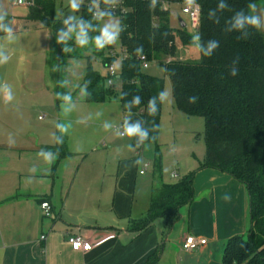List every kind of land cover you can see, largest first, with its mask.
I'll list each match as a JSON object with an SVG mask.
<instances>
[{
	"label": "crops",
	"instance_id": "1",
	"mask_svg": "<svg viewBox=\"0 0 264 264\" xmlns=\"http://www.w3.org/2000/svg\"><path fill=\"white\" fill-rule=\"evenodd\" d=\"M0 17L6 21L0 28V61L14 64L16 56L23 64L30 46L22 37L48 29L14 0H0ZM33 58L27 62L32 71L12 74L9 82L18 85L5 89L0 99V264H146L158 251V264H224L228 241L249 230L246 187L226 173L199 170L205 155L186 161L180 174L157 170L156 149L142 144L140 135L126 133L135 125L142 132L141 112L124 108L120 97L90 104L84 90V99L66 104L65 112L58 105L59 114L49 112L48 122H33L31 107L22 106L23 93L54 103L46 57ZM26 79L27 88L20 82ZM164 124L162 106L159 144L168 133ZM172 141L177 151L176 138ZM144 165L152 166L151 175L141 174ZM195 171L194 200L179 210L178 220L159 218L138 231L163 186ZM42 201L51 204L52 219L43 217ZM188 236L206 245L185 252ZM69 237H81L91 250H74Z\"/></svg>",
	"mask_w": 264,
	"mask_h": 264
},
{
	"label": "trees",
	"instance_id": "2",
	"mask_svg": "<svg viewBox=\"0 0 264 264\" xmlns=\"http://www.w3.org/2000/svg\"><path fill=\"white\" fill-rule=\"evenodd\" d=\"M263 1L195 0L194 4L201 9L199 61L178 58L177 40L187 47L193 44V36L185 29H173L169 11L164 9L172 4L185 6V0H155L154 4L153 0H85L80 18L69 23L56 18L55 0H33L34 6L30 8L32 19L50 31L61 55L71 35L83 32L91 41L98 34L102 18H120L118 39L126 56L119 75L120 101L124 108L141 112V141L156 146L159 166L161 95L165 82L146 74L141 58L164 67L179 112L204 119L206 152L199 170L213 169L230 175L246 187L249 197L247 236L228 241L224 264H264V32L247 23L239 28L234 26L238 14L252 16L249 5ZM221 4L225 7L221 8ZM210 42L217 46L205 55ZM137 48H141L139 53ZM99 52L105 68L114 64L115 58ZM106 81L88 64L81 85L85 102L104 103L115 97V87H108ZM137 96L140 102L134 104ZM189 97L195 98V102L190 103ZM150 100H154V114L149 111ZM195 175L196 171L177 184L164 185L161 196L152 201L146 217L139 221L138 231L159 218L178 220L179 210L194 200ZM159 261L158 251L146 264Z\"/></svg>",
	"mask_w": 264,
	"mask_h": 264
},
{
	"label": "rangeland",
	"instance_id": "3",
	"mask_svg": "<svg viewBox=\"0 0 264 264\" xmlns=\"http://www.w3.org/2000/svg\"><path fill=\"white\" fill-rule=\"evenodd\" d=\"M84 3L85 0H55L56 18L66 23L77 21L80 18ZM73 5H75V7H73ZM167 10L169 11L170 26L173 29H182V21L186 25L184 29L190 35H198V30L192 29L189 17L183 14V6L172 4L167 7ZM251 13L252 16H257L259 18L258 28L264 32V1L255 5V8L251 9ZM5 23L6 21H0V28H5ZM109 26H112V30L118 28L120 35L121 23L119 17L102 18L99 21L97 36L90 41L83 32L71 35L64 43L62 55L59 53V47L54 44L53 36L49 30H43L40 34L35 33L34 35L36 36H33L31 39L23 36V44L30 46V48L24 52L25 59L23 64H17L16 56H14V64L10 63V60L0 61V99L5 89H12L13 86L18 85L16 82L14 84L9 82L10 77L13 78L12 74L15 75L18 70H25L29 73V70L32 71L33 67L28 65L27 62H31L34 59L33 57L36 58L35 61L37 62L42 55H45L49 73L50 90L54 98V103H52L50 99L46 100V102L36 100L37 98L29 97L28 92L25 94L23 93L21 96L24 99V101H22V106L31 107L33 110L31 112L32 121L36 123L48 122L50 120L49 112L56 115L59 114V110L56 106H61L62 110L65 112L64 107L66 104L76 102V100H83L84 89L81 87V84L88 64H90L91 68L102 77H108V70L103 65L102 58L99 56V50L102 51L105 56L111 53L117 55L114 62L115 76L117 77L120 74L123 50L118 39L119 35L110 47L104 44L103 48H99L96 44L97 39L102 37L103 30ZM9 28L11 29V27ZM80 39H84L86 43L83 45L80 44ZM11 41L12 40H10V42ZM17 42L18 38H14L15 49H17ZM176 43L178 48L177 55L180 60H200L201 55L198 40L187 47L183 46L179 40H177ZM144 72L149 76L163 79L165 82L164 94L166 95L163 97V110L165 120L164 127L165 130L168 129V133L165 135V141L162 144H159L158 141L160 145L159 154L161 163L157 170H160V168L161 170L171 169L172 172L180 174V170H183V164H185L186 161H189L188 163H193L195 158L202 159L205 155L204 119L200 117H188L176 109L173 102L172 85L169 78L165 75V69L162 65L157 62H149V67L145 69ZM37 79L38 73H35V80ZM20 82L25 86L29 83L27 79L25 82ZM114 83L116 95L111 99L113 102L119 101L121 91L120 81L114 78ZM171 118L174 120V123L173 120L171 122ZM171 125L174 126L176 133L173 132ZM173 137L176 138L178 142L177 151L173 145ZM148 146L154 147L155 151L156 146L154 144H148ZM153 158L154 156L149 159L147 158V160L153 162ZM145 162L146 161H144L142 165ZM176 162L179 166L176 165ZM143 170L148 171V175H151L152 166L144 165Z\"/></svg>",
	"mask_w": 264,
	"mask_h": 264
},
{
	"label": "built area",
	"instance_id": "4",
	"mask_svg": "<svg viewBox=\"0 0 264 264\" xmlns=\"http://www.w3.org/2000/svg\"><path fill=\"white\" fill-rule=\"evenodd\" d=\"M14 4L18 7H27V8H32L34 6V2L29 1V0H14ZM186 8H188L189 10L185 11ZM164 9L167 10V7ZM182 12H183V14H185L189 17L192 29L198 30L199 25H200V16H201L200 6L197 4H193L191 7H189L188 5H185V6H183ZM107 45L111 46L112 44H107ZM110 56L115 58V59L117 57V55L113 54V53H111ZM125 57L126 56H125V53L123 51L122 57H121V63L125 59ZM170 61H171V59H169V62ZM141 62H142V68L144 70L149 67V62L144 57L141 58ZM107 70H108V77H107V81H106L107 86L108 87H115L114 78H116V76H115L114 64L109 65L107 67ZM144 172L145 171L143 170L141 172V174H144ZM40 208L42 210L43 217L45 219H52L54 217L53 208L48 201H42L40 204ZM41 240L45 241L46 237L43 236L41 238ZM68 242L70 243V245H72L73 249L76 251L88 252L92 248L91 244L85 242L81 237H69ZM205 245H206V240H204V239L197 240L192 236H188L184 240V243L182 245V249L185 252H193V251H195V250H197V249H199Z\"/></svg>",
	"mask_w": 264,
	"mask_h": 264
},
{
	"label": "clouds",
	"instance_id": "5",
	"mask_svg": "<svg viewBox=\"0 0 264 264\" xmlns=\"http://www.w3.org/2000/svg\"><path fill=\"white\" fill-rule=\"evenodd\" d=\"M195 0H185V3L191 7L194 4ZM155 3V0H153V4ZM73 7H75V5H73ZM221 8H224L225 5L221 4L220 5ZM250 8L254 9L255 5H249ZM189 9L186 8L185 11H188ZM0 19H2V17H0ZM247 23L249 25H252L254 27H258L259 26V18L257 16H243L241 14H238L237 17L235 18V27L239 28V27H243V25ZM83 35V33H82ZM119 35V30L118 28L116 30H112V26L106 27L103 32H102V37L98 38L96 41V44L99 48H103L104 44H112L115 42V40L117 39ZM199 39L198 35H194L193 36V40L197 41ZM80 44H84L86 43V41L84 39H80L79 41ZM217 46L216 42H210L208 45V51L205 52V55H210L211 54V50L214 49ZM137 53H139L141 51V48H137ZM164 95L166 94H162L161 95V99H163ZM8 100L11 99V96L9 95L7 97ZM140 102V97L137 96L134 98L133 103L134 104H139ZM189 102L190 103H194L195 102V98L193 97H189ZM149 111L150 113L154 114L155 113V107H154V100H150L149 101ZM126 133L129 136L132 135H140L141 137L144 136V133L141 132L139 125H135V126H127L126 127Z\"/></svg>",
	"mask_w": 264,
	"mask_h": 264
},
{
	"label": "water",
	"instance_id": "6",
	"mask_svg": "<svg viewBox=\"0 0 264 264\" xmlns=\"http://www.w3.org/2000/svg\"><path fill=\"white\" fill-rule=\"evenodd\" d=\"M181 27H182V29L185 28V24L182 21H181Z\"/></svg>",
	"mask_w": 264,
	"mask_h": 264
}]
</instances>
